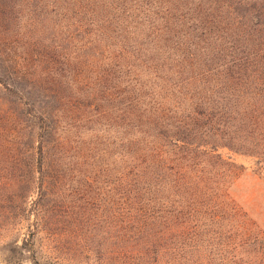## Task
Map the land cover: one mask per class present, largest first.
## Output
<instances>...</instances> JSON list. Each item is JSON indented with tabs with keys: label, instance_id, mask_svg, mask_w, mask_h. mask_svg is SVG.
I'll return each mask as SVG.
<instances>
[{
	"label": "rangeland",
	"instance_id": "1",
	"mask_svg": "<svg viewBox=\"0 0 264 264\" xmlns=\"http://www.w3.org/2000/svg\"><path fill=\"white\" fill-rule=\"evenodd\" d=\"M100 13L85 14L84 29ZM78 20L66 0H0V264H264V164L253 156L217 148L237 174L222 188L229 200L213 198L216 210L192 213L186 229L163 216L144 225L130 201L112 197L124 111L98 83L102 71L83 66L91 54ZM122 41H141L144 59L159 55L151 37ZM40 102L58 112L67 143L52 150L55 177L39 191L26 110Z\"/></svg>",
	"mask_w": 264,
	"mask_h": 264
},
{
	"label": "trees",
	"instance_id": "2",
	"mask_svg": "<svg viewBox=\"0 0 264 264\" xmlns=\"http://www.w3.org/2000/svg\"><path fill=\"white\" fill-rule=\"evenodd\" d=\"M66 2L79 17L78 42L87 37L82 47L90 48L82 49L91 54L83 66L102 71L98 83L110 84L109 98L120 99L124 111L126 151L112 197L130 201L148 217L144 225L163 216L181 219L186 229L192 213L216 210L213 198L229 200L222 188L237 174L218 147L264 164V0ZM98 11L100 18L84 29L85 16ZM145 36L154 41L155 58L144 59L138 39ZM130 37L138 42L126 49L122 40ZM13 72L19 75L18 65ZM119 72L121 80L112 75ZM33 108L26 114L40 191L55 177L52 150L67 141L57 111L43 102Z\"/></svg>",
	"mask_w": 264,
	"mask_h": 264
}]
</instances>
